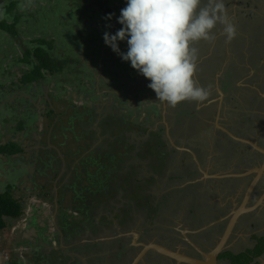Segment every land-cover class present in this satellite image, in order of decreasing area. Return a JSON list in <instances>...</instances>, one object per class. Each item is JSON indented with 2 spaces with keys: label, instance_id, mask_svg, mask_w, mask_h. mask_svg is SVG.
Instances as JSON below:
<instances>
[{
  "label": "rangeland",
  "instance_id": "rangeland-1",
  "mask_svg": "<svg viewBox=\"0 0 264 264\" xmlns=\"http://www.w3.org/2000/svg\"><path fill=\"white\" fill-rule=\"evenodd\" d=\"M24 1H14L16 11L22 13L28 7L34 11L35 16L39 20L46 18L45 14L47 12L42 11L43 5L48 6L49 9L51 6L55 7V5L62 7L68 2L71 5H75L76 2L81 4L79 0H38L39 3H33L28 6L27 2H32L33 0H27L26 3ZM100 1H109L113 13H117V15H120L121 9L126 6V0ZM206 3L207 0H202L201 7ZM224 3H228L226 5L227 13L236 25V38L231 43H226L222 34L223 26L218 24L213 30L216 36L214 42L200 41L194 43V47L198 50L195 80L199 86L207 88V90L210 88L208 90V98L203 102L185 100L178 103L175 107L169 106L158 100L155 92L147 87L150 80L140 74V78L134 80V86L132 88L128 87L127 95L121 96V98L128 100L127 103H123L125 108L118 105L119 100L115 97L116 91L114 94L109 92L110 95L105 94L94 103L95 107L97 105L101 107V104L107 103L103 109L104 118L98 120V118H95V114L93 120H86V115L85 117L77 116L84 113L78 108L82 102L86 101L87 107L92 108V103L88 101L86 96L88 92L85 91V88L88 89L87 85H89L90 81L88 73L82 71L79 74L81 79L79 90L69 88L59 97L54 96L55 92L51 80L48 78L43 79V83L47 86H52L50 97L46 93L51 103L47 104L48 110L47 113H44L51 120L48 130L52 127L51 124L54 119L52 115H57L59 121L56 126L59 128H55L63 131L61 132L60 130L59 132L56 130L57 133H54L55 139H53V143H56L57 148H60L65 156L67 155L66 159L80 160L86 157L92 161L95 159L100 160L103 155L87 152L86 148H88V145L85 146V143L88 144L92 141L91 136L93 135V129H95L94 133L100 131L99 135H101L102 140H105L92 141L94 144L91 149L98 152L103 142L108 145L111 144L108 148L117 149L120 152L113 153L114 163L118 162L116 159L125 156L127 169L133 170L130 173L131 177L137 173L138 177L145 180L141 183V188L129 190V192L131 191L130 193L124 189L125 187L115 192L111 191V202L106 203L93 199L92 193L88 191L82 192L81 194L84 197L86 196L82 199L83 203L89 207L87 215H85V210L84 213L78 211V208L82 207H79L80 203L76 200L75 190L77 186L86 187L84 185H88L89 179L80 180L82 182L77 183L76 179H74L76 174L72 175L71 172L73 168L66 169L65 167L64 175L61 177L63 182L59 185L60 188L57 191L53 190V186L49 182L42 181L39 183L36 181L34 174H24L23 181L20 182V179H18L14 184L12 182L13 179L8 180V186L11 187L13 184L14 196L19 197L18 199L20 202L22 201V206L23 199L29 200L34 196L32 193L39 194L40 196L36 195L37 200H42L47 205L43 211L38 206V203H34L33 208L32 204H30L27 209L22 207L24 210L20 217L7 220L6 227L0 234V262L17 258L21 262L20 264H129L131 258L140 249L139 246H136L133 242L131 243L132 235L130 231L133 229L138 232L136 242L161 241L169 247L179 248L191 254H198L197 247H202L201 242H204V248L212 245L211 239L213 235L206 236V239H204L209 229L206 227L207 230L203 229L202 231V227L210 222H214V224L219 222V216L214 218L216 212H219L223 220H226L231 209L242 200L245 188L253 178L252 173H243H246L248 169H252L253 166L264 162L263 152L258 150L255 152L256 149L254 147L249 145V149L246 146L248 145L247 143L232 140L223 133L226 132L223 129L225 128L232 134L254 141L264 148V110H261L262 112L258 111V109H261L259 105L264 107V102H258L255 99L249 110L245 108V101L249 99L251 91L242 87L244 72L241 71L239 74L238 69L235 68L236 75H234L233 79L227 80V89L222 90L224 94L221 98L218 97L220 95L213 87H207L201 83V76L207 78L210 82L213 80L214 73L216 75L219 74L218 70L211 73H203L202 67L199 65V62L202 61L200 57L210 51L211 60L217 61V58H222V66L228 63L232 65L231 63L234 62L236 64L245 63V66L247 65L248 69L250 68L247 72L250 74H253L258 69V66L262 68L260 65H264L263 56L261 60H258L256 53H260L255 52L256 50L264 55V0H249V2L247 0H224ZM253 4H257V6ZM82 9L84 10V6H82ZM41 11L44 15H41ZM250 12H254V14ZM24 14L29 18L23 16L17 21L19 22L16 26L18 39L15 36L10 38L9 34L0 37L1 47L7 48L6 45H8L7 49L9 51L5 49L4 55L9 53V58L12 54H21L27 38L33 39L35 37L36 44L33 45L36 47L34 52H37L43 47L40 40H47L56 28L59 29L61 27L55 26V21L57 20L52 15L49 18L50 24L46 20V24L43 23L45 26L42 23L41 25L43 26H40V24L33 26L34 23L31 24L30 20L31 16L28 13ZM70 14L71 12L69 13V18L72 15L71 22L69 19L68 23L64 24L67 27L70 25L71 27L74 26V18H77H73V13ZM8 20L10 19L8 18ZM78 20L79 18L76 19V28H78ZM27 32L30 35H25ZM218 51H220L219 55H217ZM250 57L251 59L256 57V60L252 62ZM80 61L85 65L94 63L93 59L84 55L80 57ZM24 70V65H22V68H16L15 72L23 71L20 76L22 77L25 73ZM4 75H8V73L6 72ZM229 77L225 76V78ZM17 81H19L21 86L30 87L31 85L34 86L31 88L32 91L36 90V81H22V79H17ZM98 83L101 82L96 79V84L98 85ZM207 84L212 85L211 83ZM246 84L248 86L250 84L251 87L255 86V84L248 82ZM262 87L261 93L264 91V85ZM49 88H47V92H49ZM15 92L16 96L18 94L17 90ZM53 97L56 99L52 100ZM111 99L113 103L109 104ZM138 99H141V101ZM69 100H71V103H69ZM3 104L4 102L1 100L0 105L2 106ZM127 107L133 109V118H138V122L133 126L128 123L130 111L126 110ZM83 110L86 109L83 107ZM201 110L210 112L212 119H208L206 127L203 128L199 122H196L200 129L195 133L192 130L189 131L190 124L192 123L193 125L194 117H197L196 114H199ZM80 111L82 113H78ZM11 124L15 125V122ZM7 125L5 123L4 126L7 127ZM127 126H131V129H126ZM144 127H148V131L162 128V135L166 138L167 143L165 154L170 155V158L165 160L164 163L159 160L152 161L154 151L150 150L147 145L145 146L147 137L151 135L148 134V131L143 133ZM65 128H67V131ZM5 130V128L0 126V145L9 144L6 142L11 140ZM114 130H116L115 132L118 135L113 136ZM124 132L129 135L127 140L132 143L133 148L131 145L124 146L125 137L123 135L122 137L120 136ZM45 133L44 143L39 147V151L36 153L30 149V152L33 158L40 160L42 157L43 161H48V156H50V153L53 154V150L51 147H48L51 152L42 149L47 143L50 132ZM213 133L215 134L214 136L209 135ZM245 133L252 136V138H247L244 135ZM167 135L179 149L174 148L173 144L169 143ZM56 136L59 137L57 138ZM58 140L63 144V147L58 143ZM11 144L15 145L14 143ZM123 153L125 154L124 156ZM118 154L119 156L117 157ZM1 157V159L4 158V156ZM56 158L57 156L54 155V159ZM4 160L7 161L5 158ZM195 160L202 162L201 168L205 169L208 174L229 172L240 173V175L233 176L235 178L232 176L221 177V179L203 176L201 171L198 172ZM13 161H15L14 158ZM8 162L11 164L10 159H8ZM5 163L2 164V161L0 162V179L3 177V172L7 167ZM58 163V160H54L51 163L53 169H49L51 172L54 170L52 173L59 170L62 166ZM47 164L49 165V163ZM96 170V168L89 166L79 174V177L94 176ZM21 173H23V170H21ZM38 176L42 179L44 175L40 173ZM51 176L52 174H48L46 178H51ZM223 178L228 179L223 180ZM72 184L76 186L71 188ZM29 185L33 187L30 194L24 191ZM8 186L0 185V192L5 191ZM111 188L112 185H109L108 190ZM263 188L264 184L259 186L257 193L253 194L250 202H255ZM139 192L144 196L140 197L138 195ZM55 193L59 197L56 207L54 201ZM128 201H130V204ZM137 201L141 202V204H137ZM145 201L149 202L150 206L149 203L145 204ZM198 206L200 207L197 208ZM145 208H152V210L148 211ZM263 209L258 208L257 210V214L261 212L262 215L256 224L251 225L250 217L247 214L239 218L234 229L239 235H232L231 238L234 241L231 242V239L229 241L231 249L241 250L254 245L252 234L259 236L264 232ZM118 215L122 219V224H119ZM24 217L25 220L23 219ZM212 218L215 220H212ZM200 225L202 226L199 227ZM100 238H105L106 240H99ZM121 238H123L122 241ZM86 239L94 242L86 250L75 248L74 246L70 247L72 244L82 243L81 241L84 242ZM119 240L120 243H117ZM63 245L65 247L69 246V249H60ZM128 248L130 251L127 254H120L122 251H127ZM156 253L154 251L149 252L146 258H143L141 264H171L164 258H162V262L160 256ZM68 254L71 255L70 258L66 257ZM117 254L122 256L121 259L123 261H119L118 257L120 256H117Z\"/></svg>",
  "mask_w": 264,
  "mask_h": 264
},
{
  "label": "crops",
  "instance_id": "crops-1",
  "mask_svg": "<svg viewBox=\"0 0 264 264\" xmlns=\"http://www.w3.org/2000/svg\"><path fill=\"white\" fill-rule=\"evenodd\" d=\"M79 3L81 4H77L76 2L75 5H71L68 2L70 6L68 4H65L66 6L64 5L62 7H58L57 5H55V7L51 6L49 9L48 6L43 5L45 8L43 7L42 11L47 12V14H45L46 18L44 20L42 19L39 20L35 16V14H33L34 11L30 12L31 14L30 20H31V24L34 23L33 26L38 24H40V26H43L44 25L43 23L46 24V20L50 24L49 18L51 17V15L52 17H55L57 20L55 21L56 23L55 26L57 25L59 27L61 26L59 29L56 28L54 30V33L51 34V37H49L50 39H48V41H51V48L49 50L51 54L50 56L53 58L57 70H55L53 74L46 73L43 78H39L38 80H36L37 86L35 91H32L31 89L34 86L31 85L30 87L21 86L19 84V81H17V79L20 78L23 71L16 73L15 69L16 68L20 69L22 68V65H24L25 68L24 71L27 70L26 64L22 61L23 51H21V54L19 53L18 55L12 54V56L9 58V53H5L4 55V51L5 49L8 48V45H6L7 48L1 47L0 45V51H2L0 52V101L3 100L4 102L2 106L0 105V114L2 116V117L0 116V126L5 128L6 129L5 132L10 136L9 139L11 140L7 141L6 143L11 142L14 143L16 147H20V151L16 154H11V155L0 154V162L2 161V164L6 162L5 164L7 166L3 172L4 173L3 177L0 179V181L2 180L0 183L1 186L7 187L8 180L10 179H13L12 182L14 184L16 181H18V179H20L19 181L22 182L24 174H28V175L34 174V177H36L35 178L36 181H38L39 183L42 181L49 182V184L53 186V190L57 191V189L60 188L59 185H61V183L63 182L61 177L64 175L65 167L66 169L73 168L71 171L72 175L76 174V176H74V179H76L77 183L82 182L80 181L82 179L79 177V174L83 172V169H81L79 163L80 160L66 159L67 155L65 156L63 151H61L60 148H57L56 143H53V139H55L54 133L56 134L57 131L60 132V130L61 132L63 131L62 129L60 130L57 129L59 128L56 126L58 125L57 122L59 121V119H57V115H52V117H54L51 124L52 127L48 130L49 123L51 120L49 119L50 117H48L44 113H47L48 110L47 104L51 103V100H49L46 93H48L50 97L52 86L54 88L55 97L61 96L69 88L79 90L80 81H81V79L79 78L80 76L79 74L82 73V71L88 73L89 75L88 79L90 81H89V85H87L88 89L85 88V91H87L88 94L84 91L83 92L86 93L88 101L92 103V108L89 106L87 107L86 101L82 102L80 107L78 108L81 111H84V113H82L81 111L78 112L82 114L77 117H85L86 115L87 116L86 120L88 119L93 120V116L96 114L95 118L101 120V118L102 119L104 118L103 109L105 107L104 105H106L107 103L101 104L102 105L101 107H98V105L97 107H95L94 106L95 101H97L100 97H102L105 94L110 95L109 92L114 94L116 91L115 97L116 99L119 100L118 105H120L121 107L123 106L125 108V105L123 103H127L128 100L121 98V96H126L128 92V87L132 88L134 86V80L140 78V73L136 69L132 68L130 62L124 61L122 57H120L117 53L113 52L111 48L104 43L103 40L104 32L108 31L111 33H115V31H117L122 27L117 22L116 19V17H118L119 15H117V13H113V9L112 7H110V2L109 1L102 2L100 0H84V1L79 0ZM225 5H228V3H226ZM68 6L70 7L71 10L69 9ZM82 6H84V10L82 9ZM70 12L71 14L73 13V18L74 17L79 18L77 22L78 28H76L77 18H74V26L71 27L70 25L69 27H67L66 25H64L68 23L69 19L70 22L72 20L71 14L69 18ZM110 13L113 14V18L109 21L105 19V17ZM41 15H44V13H42ZM26 17L29 18L28 16ZM41 23L43 25H41ZM108 25H111V27H108ZM2 35L6 36L5 33H2L0 31V37ZM25 35H30V34H28L27 32L25 33ZM30 42L31 39L27 38V42L25 43L26 45L24 44V47L28 48L30 46ZM119 46L121 52L127 51L126 41L120 42ZM7 50L9 51V49ZM54 53L57 54L54 55ZM82 55L86 57H90L91 59H93L94 63H92V65H85L84 63L82 64V62L80 61V57H82ZM210 56H211V51L204 54L200 58H202V61H204ZM262 56L264 58V55ZM261 58H259V60H261ZM6 72L8 73V75H4V73ZM218 72L219 74L216 75L214 73V77H213L214 89L216 91L217 88H220L221 90L227 89L226 88V84L228 83L227 80L233 79L234 75L227 72L225 73V70H218ZM247 72H246L247 76L244 74V76L242 77V79L244 80L242 85H248L246 83L247 82L250 83L249 82L250 78L254 74V72L253 74ZM47 75L49 76L47 77ZM225 76L226 77L230 76V77L225 78ZM47 78L52 82V86L49 85L50 88L45 83H43V79H47ZM13 79H15L14 82ZM96 79L101 83H98L97 85ZM219 81H221V84L219 83ZM47 88H49L48 89L49 92H47ZM16 90L18 94L15 96ZM218 97L221 98L220 96ZM55 99L56 98L54 97L52 98V100ZM138 100L141 101V99ZM70 101L71 100H69V103H71ZM111 103H113L112 99L111 101H109V104ZM83 107L86 110H83ZM126 110L130 111V120H133L134 119L133 109L131 107H127ZM210 119H212L211 115H210ZM13 122H15V125L11 124ZM17 122H19L18 125ZM5 123L8 124L7 127L4 126ZM204 127H206V125ZM65 130L67 131V128H65ZM94 130L95 129H93V135L91 136L92 141L99 142L100 140H102L101 135H99L101 132L96 131L94 133ZM115 131L116 130L113 131V136L118 135V133H116ZM45 132H50V133L48 134L47 143L45 146H43L42 149L43 150L46 149L47 151H49L48 147H51L53 150V154L50 153V156H48L49 158L48 161H43L44 159L42 157L40 160L37 158H33V155L30 152V149L32 151H35L36 153L37 151H39V147H41V144L44 143V137L46 136ZM122 135L123 134H121L120 136L122 137ZM214 135L215 134L213 133L211 136ZM226 135L228 134L226 133ZM124 136H128V134L125 133ZM56 137L58 138L59 136ZM230 139L233 138L230 137ZM104 140L105 139H103L102 141ZM167 140L169 141V143H171L169 139V135H167ZM92 141L88 144L85 143V146L88 145L89 147V149L86 150L87 152L92 151L91 148H93V144H94L92 143ZM58 143L63 147V144H61L60 141ZM104 145L105 143L103 142L101 147L105 148V150L108 149L109 145L111 146V144L108 145L107 143L105 145L106 147ZM115 151L118 150L116 149ZM42 152L46 153L45 151ZM54 155L57 156L56 159H54ZM1 156H4V158L7 159V161H5L4 158L1 159L2 158ZM13 158L15 159V161H13ZM8 159L11 160V164H9L10 162H8ZM54 160L56 161L58 160L59 162L58 164H61L62 166L60 167L59 170H57L58 172L55 171L54 173H52L54 170L51 172L49 168L53 169L51 163L54 162ZM195 161L194 162L196 164V168H198L199 166L201 167L202 162L198 160ZM47 163H49V165ZM21 170H23V173H21ZM40 173H43L44 175L42 179H40V177L38 176ZM48 174H52V176L54 177L52 178L51 176V178L49 177L46 178ZM203 176L205 175L203 174ZM206 176L215 179H221V177H215V176L213 177L212 173L211 175H206ZM13 184L10 187L11 189ZM73 186L76 185L72 184L71 188H73ZM32 189L33 187L29 185L25 188L24 191L30 194L32 192ZM12 193L14 195L13 189H12ZM32 195H34L33 197H31L32 199L31 198L29 200L23 199L22 207L24 209H27L30 207V204H32V208H33V204L38 203L39 204L38 206L42 208L44 211L46 209L47 204L44 203L42 200L41 201L37 200L36 195L40 196L39 194L32 193ZM54 197H55L54 201L56 207V204H58V202L56 201L59 200V197H57V193H55ZM15 198H19V197L17 196ZM20 203L22 205V201ZM261 208H264V201L263 204L260 206V209ZM23 219L25 220V217ZM233 235L238 236L239 233H236L234 231ZM122 239L123 238H121V241ZM233 241L234 239L231 240V242ZM81 242L82 243H77L74 245L72 244L70 247L74 246L75 248H81L83 250H86L91 244L94 243L88 241L87 239L84 242L83 241ZM60 245L62 246V244ZM63 247L62 248L60 247V249H69L68 248L69 246L65 247L63 245ZM128 252L129 251H124L123 254H127ZM156 254H158L161 259L166 258L160 255L159 253ZM66 257L70 258L71 255L68 254Z\"/></svg>",
  "mask_w": 264,
  "mask_h": 264
},
{
  "label": "clouds",
  "instance_id": "clouds-1",
  "mask_svg": "<svg viewBox=\"0 0 264 264\" xmlns=\"http://www.w3.org/2000/svg\"><path fill=\"white\" fill-rule=\"evenodd\" d=\"M201 3L202 0H126L116 17L122 27L115 33L103 34L104 43L149 79L148 87L158 100L172 107L185 100L203 102L208 98V90L195 80L198 50L193 44L214 42L213 30L218 24L223 26L226 43L237 36L224 0H207L203 7ZM112 18L111 13L105 17L109 21ZM124 41L127 51L121 52L119 45ZM259 257L264 258V253Z\"/></svg>",
  "mask_w": 264,
  "mask_h": 264
},
{
  "label": "trees",
  "instance_id": "trees-1",
  "mask_svg": "<svg viewBox=\"0 0 264 264\" xmlns=\"http://www.w3.org/2000/svg\"><path fill=\"white\" fill-rule=\"evenodd\" d=\"M14 1L15 0H0V31L2 33L4 32L6 35L9 34L10 38H13L15 36L18 39V31L16 26L19 22L17 21L21 19L22 15L27 16L24 13H28L29 15H31L30 12L33 11L27 6H26L27 9H24V11L22 12L23 14L20 13L19 11H16V9L14 8L15 7ZM26 1L27 0H25L24 2L26 3ZM33 3H39V2L38 0H33L32 2L31 1L27 2V5L31 6ZM250 13L254 14V12H250ZM8 18L10 20H8ZM48 39L50 38H47V40L46 39L40 40V43L42 44L43 47L42 49L40 48L37 52H34L36 50V47H34L33 45L36 44L35 37L31 39L30 46L28 48L25 47L22 48L23 49L22 61L26 64L27 70L24 71L25 73L23 74V76L19 78L20 80L22 79V81H36L39 78H43L46 73L53 74V72L57 70L53 58L50 56L51 54L49 50L51 48V41H48ZM25 53L27 54L25 55ZM137 122H138V118L136 119L134 118L133 120H129L128 123L133 126ZM126 129H131V126H127ZM147 131H148V127H144L143 133H147ZM148 134H150L151 136L147 137V140L145 141V146L147 145V147H149L150 150L154 151L152 161L159 160V161H163L164 163L165 160L170 158V155L165 154V147L167 143H166V138L162 135V128H158L155 131L149 130ZM124 135L125 132L123 133V136ZM124 137H125V140L123 141L124 146L131 145V147L133 148L132 143H130L127 140L129 135ZM8 143L9 144L6 145H0V154L11 155V154H16L20 151V147H16L15 145L11 144V142ZM86 149H89V147ZM98 150H99L98 152L97 150H92L89 152H92L93 154L97 153L98 155H103L100 158L101 161L98 159L92 161L91 159L86 157L84 159H80L79 161L81 169L83 170L87 169V167L89 166H92L97 169L96 174L94 176L81 178L82 180L89 179L88 185L86 184L84 185L86 187L78 186L77 189L75 190L77 196L76 200H78L80 203L79 207H82V208H78V211L84 213L85 210L86 211L85 215H87V211L89 207L83 203L84 201L82 199L85 198L86 196L84 197L81 194L82 192L88 191L92 193L91 195L93 196V199L98 200L101 203L102 202L106 203V202H111V195H110L111 191L115 192L125 187L124 189H126V191L130 193L131 191L129 192V190H134L135 188H141L142 186L141 183L145 180L142 179L141 177H138L137 173L133 177H131L130 173H132L133 170L127 169L124 153H123L124 157L123 158L120 157L116 159L118 162L114 163L115 159L113 153L116 152L120 153V152L115 151L114 149L111 148L105 150V148L103 147H101ZM125 150L128 149L126 148ZM118 156L119 154L117 155V157ZM133 165L132 167H134ZM109 185H112V188L110 190H108ZM138 195L140 197L144 196L143 194H141V192H139ZM128 203L130 204V201H128ZM147 203L149 202L145 201V204ZM137 204H141V202H138ZM145 209H148V211L152 210V208L151 209L145 208ZM22 213H23V209L20 200L14 197L12 193V189L8 186V188L5 191L0 192V234L2 230L5 229L7 220L18 218L21 216ZM118 217H119V223L122 224L121 217L119 215ZM255 237L257 238L256 244L252 248H249L246 251H243L239 254L230 253V251H227L222 256H220V258H228L230 264H257L258 257L264 253V233L261 234L260 236H255ZM117 243H120V241H118ZM92 245L93 244H91L90 246ZM72 263H76V262H72ZM0 264H20V261H18L17 258L16 259L11 258L0 262Z\"/></svg>",
  "mask_w": 264,
  "mask_h": 264
},
{
  "label": "water",
  "instance_id": "water-1",
  "mask_svg": "<svg viewBox=\"0 0 264 264\" xmlns=\"http://www.w3.org/2000/svg\"><path fill=\"white\" fill-rule=\"evenodd\" d=\"M217 92L220 95V97L223 96V91L220 88H217ZM260 95L264 97V91L263 93H260ZM223 129L234 140L245 142L249 144L250 146L254 147L256 150L264 153V148L259 146L256 142L236 136L232 134L231 132L227 131L225 128ZM173 146L176 148H179L178 146L174 144ZM199 169L204 175H211V174L206 173V171L203 168L200 167ZM253 171L256 174L253 176V179L251 180L249 186L244 191L242 200L237 205H235L231 209L229 214L227 215L226 217L227 222H226L225 228L223 230L222 235L220 236L219 240L216 242L215 245L210 247L207 251H204L201 248L197 247V250L200 253V256H193V255H190L180 250L179 248H172V247L163 245L161 243H157L155 241H149L147 243L146 242H136V238L138 237V232L135 229H133L130 231V234L132 235V242L136 246H139L140 249L132 257L131 262L129 264H139V262L142 261L143 258L151 251L159 253L160 255L170 259L171 261H174L176 264H227L225 261H222L220 259V255L222 251L227 247L226 243L230 239L234 231L236 222L238 221L241 215H243L244 213L248 211L255 209L256 206H258L259 203H262L263 201L264 192L260 195L259 199H257L254 204L252 205L249 204V196L251 195V192L255 184L257 183V181L259 180L260 176L262 175L264 171V162H262L260 165L253 167L252 169H248L247 172L243 174H249ZM239 175L240 173H229V172L212 174L213 177L214 176L215 177L239 176ZM211 224L212 223H210L209 225ZM209 225L203 226L202 230L208 227ZM99 240H106V239L100 238ZM258 264H264L263 257H259Z\"/></svg>",
  "mask_w": 264,
  "mask_h": 264
},
{
  "label": "flooded vegetation",
  "instance_id": "flooded-vegetation-1",
  "mask_svg": "<svg viewBox=\"0 0 264 264\" xmlns=\"http://www.w3.org/2000/svg\"><path fill=\"white\" fill-rule=\"evenodd\" d=\"M247 2H249V0H247ZM254 6H257V4H253ZM261 45H263V44H261ZM255 52H258V53H260V54H257L256 53V55H257V57H258V60H259V58H261V56L263 55L261 52H259V51H256L255 50ZM220 54V51H218L217 52V55H219ZM262 54V55H261ZM212 56V55H211ZM211 56L210 57H208L206 60H204V61H200L199 63V65H201V67H202V72L203 73H211V72H213V71H215V70H225V73L227 72V73H230V74H232V75H236V70H235V68H237L238 69V71H239V73L241 72V71H243L244 72V74L247 76V74H246V72L249 70L248 69V66L246 65L245 66V63H238V64H236L235 62L234 63H231L232 65H230L229 63L228 64H226V65H224V66H222L221 65V61H222V58H217V61H213V60H211ZM223 60H225V59H223ZM254 60H256V57H254L253 59H251V57H250V61H252V62H254ZM234 64V65H233ZM260 66H262V68H258L255 72H254V74L251 76V78H250V83H253V84H255V86L254 87H251L250 85L248 86V85H243V88H247L248 90H250L251 92L249 93V99L247 100V101H245V104H244V106H246L245 108H247L248 110H249V108L253 105V101L255 102V99L258 101V102H264V97L263 96H261L260 95V93H261V90H262V86L264 85V65L262 64V65H260ZM248 69V70H247ZM201 78V83L203 84V85H205V86H207V87H213L214 88V81L213 80H211L210 82L207 80V78H204L203 76H201L200 77ZM247 81V80H246ZM207 83H211L212 85H208ZM219 83L221 84V81H219ZM207 89V88H206ZM210 89V88H209ZM208 89V90H209ZM253 94V95H252ZM260 106V108L261 109H258V111L259 112H262L261 110H264V107H262V105H259ZM196 116L197 117H194V119H195V121L193 122V125H192V123L190 124V126H189V131H193L194 133L196 132V131H198V129H200L199 127H198V125L196 124V122H199L200 123V125H201V127L203 128L205 125H206V123L208 122V119H210V114H209V112L208 111H203V110H201V112L199 113V114H196ZM243 125V124H242ZM219 131V130H218ZM224 134H226L225 132H223ZM215 134H216V132H215ZM210 136H211V134H209ZM245 136H247V138H252V136H249L248 134H244ZM227 136V135H226ZM238 143H240V142H238ZM264 145V144H263ZM246 146H248V148L250 149V146H249V144L248 145H246ZM255 151V150H254ZM255 152H257V150L255 151ZM198 169V168H197ZM199 171L198 172H200V169H198ZM205 170V169H204ZM245 170V169H244ZM196 171V170H195ZM252 174H253V176H254V174H255V172L253 171V172H251ZM250 174V173H249ZM201 176H202V174H201ZM233 178H235V177H233ZM226 179H228V178H223V180H226ZM264 171H263V173H262V175L260 176V178H259V180L257 181V183L255 184V186H254V188H253V190H252V192H251V195L249 196V204L250 205H252V204H254L255 202H256V200H255V202L253 203V202H250L251 200V198H252V196H253V194L255 193H257V190H258V188H259V186H263V184H264ZM223 180H220V181H223ZM251 182V181H250ZM250 182H249V184H250ZM197 184V183H196ZM249 184L247 185V187L249 186ZM247 187L245 188V189H247ZM262 192H264V188H263V190H262ZM261 192V193H262ZM260 193V194H261ZM260 197V196H259ZM258 197V198H259ZM200 206H198L197 208H199ZM257 210H258V208L257 209H253L252 211H250V212H248L247 213V215H249V217H250V220H251V225H253V224H256L257 222H258V220L259 219H261L260 217H261V212H260V214H257ZM263 215H264V209H263ZM215 217L214 218H217L218 216H219V222H217L216 224H211V225H209V227H208V229L209 230H207V235H205V238L204 239H206V236L207 237H209L210 235L212 236L213 235V238L211 239V243H212V245L210 246V247H212L213 245H215L216 244V242L219 240V238H220V236L222 235V233H223V230H224V228H225V225H226V222H227V219L225 220H223V219H221L222 218V216H221V214L219 213V212H216L215 213V215H214ZM214 218H212V220H215ZM207 222H208V220H207ZM225 224V225H224ZM203 225V224H202ZM202 225H200L199 227H201ZM235 229V228H234ZM203 231V230H202ZM233 233H234V231H233ZM232 233V234H233ZM256 235L255 234H252V238L254 239V244H256V237H255ZM232 240V239H231ZM155 241V240H154ZM230 241V240H229ZM147 242H149V241H146V243ZM155 242H157V243H161V244H163L161 241H155ZM132 243V242H131ZM201 249H203V250H208L210 247H205L204 248V242H201ZM227 247L222 251V253H221V255L220 256H222L225 252H227V251H230V253H235V254H239V253H241V252H243V251H246L247 249H249V248H251V247H245V248H243V249H241V250H239V249H231V246H229V242L227 241ZM163 245H165V244H163ZM134 246V245H133ZM167 246V245H166ZM121 249V248H120ZM127 251H130V249L128 248V250ZM123 252L124 251H122L120 254H123ZM152 252V251H151ZM186 253H188V254H190V255H193V256H200V253L198 252V254H191V253H189V252H186ZM120 254H117V256H120V257H118L119 258V261L121 260V261H123V259H121V255ZM149 254V253H148ZM147 254V255H148ZM146 255V256H147ZM146 256H145V258H146ZM124 257V256H123ZM165 259H167L168 261H169V263L171 262V264H176L174 261H171L170 259H168V258H165ZM222 261H225L227 264H230V262H229V259L228 258H220ZM162 260V259H161ZM143 261V260H142ZM142 261H140L139 262V264L140 263H142ZM131 262V261H130ZM129 262V263H130ZM162 262H163V260H162Z\"/></svg>",
  "mask_w": 264,
  "mask_h": 264
}]
</instances>
